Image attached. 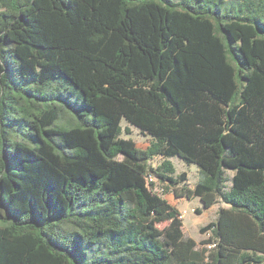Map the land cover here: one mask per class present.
I'll return each mask as SVG.
<instances>
[{"label":"trees","instance_id":"trees-1","mask_svg":"<svg viewBox=\"0 0 264 264\" xmlns=\"http://www.w3.org/2000/svg\"><path fill=\"white\" fill-rule=\"evenodd\" d=\"M0 264H264V0H0Z\"/></svg>","mask_w":264,"mask_h":264},{"label":"rangeland","instance_id":"rangeland-1","mask_svg":"<svg viewBox=\"0 0 264 264\" xmlns=\"http://www.w3.org/2000/svg\"><path fill=\"white\" fill-rule=\"evenodd\" d=\"M122 127L125 129V127L129 126L132 130L131 134H126L125 131L122 133L123 138H131L136 143L137 146L140 148H146L150 142V137L148 135H144L141 133L139 128L129 124L125 119L122 120ZM163 158L161 156L155 157L153 160L150 161L151 166L156 167L162 162ZM171 160L176 168L177 173L181 172H187L189 175V183H187V186H193L195 182L198 180L199 175V168L198 165L195 163H188L181 159L178 156L171 157ZM157 190L161 192L160 194L163 195L165 198L169 200L171 204H174L175 206H179V208L182 210L180 211L182 214V220H183V230L186 237H191L195 239L198 242V248H204L208 247L206 245H203L201 242L202 240L210 238V232H207L205 234H202L200 232L201 227L205 226L211 221H215L218 215L219 208L222 206V202H219L218 204L208 208L203 209L202 214H198L196 209L202 208V202L200 198L194 197L193 200H191V205L187 208H185L181 203H185L187 201L186 198L184 200L177 202V197L174 193V189L170 188L168 191L165 189L166 186L164 184L157 183ZM163 188L165 190H163ZM167 191V192H166ZM167 226V223H162L159 225L160 228H165Z\"/></svg>","mask_w":264,"mask_h":264},{"label":"crops","instance_id":"crops-1","mask_svg":"<svg viewBox=\"0 0 264 264\" xmlns=\"http://www.w3.org/2000/svg\"><path fill=\"white\" fill-rule=\"evenodd\" d=\"M232 175V174H231ZM187 183H189V180H188V182ZM196 183V182H195ZM195 185V184H194ZM194 185L193 186H188V187H190V188H193L194 187ZM184 198H186V197H177V202H180V201H182V200H184ZM167 199V198H166ZM187 199V201L185 202V203H181L185 208H187V207H189L190 205H191V200H193V199H188V198H186ZM168 200V199H167ZM169 201V200H168ZM172 205H174V204H172ZM223 206H228V205H226V204H222ZM175 206V205H174ZM177 208H178V210L179 211H182L180 208H179V206H176Z\"/></svg>","mask_w":264,"mask_h":264},{"label":"built area","instance_id":"built-area-1","mask_svg":"<svg viewBox=\"0 0 264 264\" xmlns=\"http://www.w3.org/2000/svg\"><path fill=\"white\" fill-rule=\"evenodd\" d=\"M148 182H154L155 181V177L153 176V174H149L147 177ZM181 218L183 217L182 214L180 216Z\"/></svg>","mask_w":264,"mask_h":264}]
</instances>
